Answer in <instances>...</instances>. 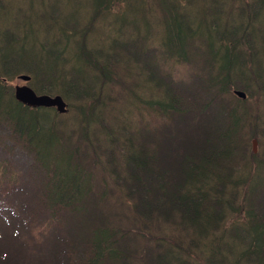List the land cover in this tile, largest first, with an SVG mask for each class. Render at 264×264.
Listing matches in <instances>:
<instances>
[{"label": "trees", "instance_id": "obj_1", "mask_svg": "<svg viewBox=\"0 0 264 264\" xmlns=\"http://www.w3.org/2000/svg\"><path fill=\"white\" fill-rule=\"evenodd\" d=\"M138 2L127 31V0H0V264H264V0H200L204 33ZM21 75L68 112L16 101Z\"/></svg>", "mask_w": 264, "mask_h": 264}, {"label": "rangeland", "instance_id": "obj_2", "mask_svg": "<svg viewBox=\"0 0 264 264\" xmlns=\"http://www.w3.org/2000/svg\"><path fill=\"white\" fill-rule=\"evenodd\" d=\"M200 3H201L200 0H188V10H187L188 15L182 22H180V25L183 26L184 29L194 28L197 31H199L200 33H204V31H202L203 25L201 24L200 20L198 19V10H199ZM125 6H127V8L123 7V9H122V11H124V13H125V16H123L122 18H119V19L117 17H113L114 21L115 22L125 21L126 23L131 22L132 26H129L130 29H127V31H131V30L132 31H139V30H141L144 20H143V13L140 12L142 10H141V5L139 4L138 0H127V3ZM129 10H133V13H131ZM145 19H147V18H145ZM153 19L156 21H160V17H155ZM211 19H212V17H211V14L209 13L208 21L210 22ZM219 20L223 21L224 18L220 17ZM165 24H166L167 29H175L174 23H173L171 18H166ZM119 27H120V25H118V26L115 25L114 27H112V30L117 31V29ZM101 32L104 36L109 37L110 35H108V32L111 33V29H109V30L103 29V30H101ZM166 39H167V35H166ZM256 41H257V43L255 44V46L260 47L262 49V53L258 57H256V59L254 61L259 60V61L264 62V45L259 42L260 38H257ZM248 48H249V46L245 45V46H242L240 49H242V50L246 49L247 50ZM36 56H37V54L35 53L33 59H35ZM207 58H208L209 64L213 65V67H214L213 71L216 74L219 67L225 61V54H222V53H213L212 54L211 53L210 55H207ZM139 71H140L139 67L130 68L129 69L130 76L128 78L134 83L135 86H138L140 88V87L146 85V82H144L143 78L139 76V74H138ZM14 84L22 85L23 83L19 80H16V81H14ZM130 91H132L131 87H125L122 90V92L127 97L129 96ZM126 100H130L134 104L136 103V101L132 95H130L129 98L123 99V101H126ZM115 105L119 110L118 125L120 128L121 127H129V126H132L135 124L137 126L139 125L137 119L135 121L130 120V118L128 117V115L125 112V107L123 105H120L119 103H116ZM250 132H251V128H246L247 135H249ZM44 136L45 135L43 133L41 135V138H44ZM116 139H117V143H118L117 135H116ZM120 143H121V140H120ZM251 150H252V146H251ZM258 153H259V145L257 144L256 154H258ZM261 154L264 155V144H263L262 149H261ZM262 181H264V179H262ZM98 213H102V212H100V209H99Z\"/></svg>", "mask_w": 264, "mask_h": 264}, {"label": "water", "instance_id": "obj_3", "mask_svg": "<svg viewBox=\"0 0 264 264\" xmlns=\"http://www.w3.org/2000/svg\"><path fill=\"white\" fill-rule=\"evenodd\" d=\"M21 79L24 81L28 80L26 77H21ZM15 98L17 101L31 107L44 106L48 108H55L59 113L64 112L65 105L61 97L51 98L47 95H36L35 92L27 86L16 87Z\"/></svg>", "mask_w": 264, "mask_h": 264}, {"label": "bare ground", "instance_id": "obj_4", "mask_svg": "<svg viewBox=\"0 0 264 264\" xmlns=\"http://www.w3.org/2000/svg\"><path fill=\"white\" fill-rule=\"evenodd\" d=\"M29 108H47V109H49L48 107H44V106H35V107L29 106Z\"/></svg>", "mask_w": 264, "mask_h": 264}]
</instances>
